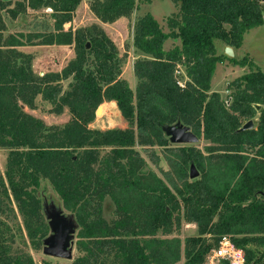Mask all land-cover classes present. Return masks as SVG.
I'll use <instances>...</instances> for the list:
<instances>
[{"label": "trees", "instance_id": "16d2710c", "mask_svg": "<svg viewBox=\"0 0 264 264\" xmlns=\"http://www.w3.org/2000/svg\"><path fill=\"white\" fill-rule=\"evenodd\" d=\"M80 1L0 0V148L7 150L0 216L14 212L15 203L28 237L47 236L36 194L45 178L79 226L80 254L57 264H177L182 257L184 264H203L223 236L243 250L241 264H264V74L242 58L236 62L247 71L227 83V98L211 91L223 60L215 40L240 47L244 33L264 23V0H174L168 32L151 13L137 17L132 44L142 56L133 63L134 89L119 77L118 50L100 26L64 29ZM140 1L151 0H90L88 7L112 23ZM27 8H50L52 30L5 33L2 12L16 19ZM169 38L177 43L165 49ZM71 44L74 57L41 76L32 55L20 50ZM39 95L53 113L66 107L70 120L47 125L23 110L35 109ZM105 101L116 103L125 128L88 127ZM256 116L251 129H240ZM178 121L208 144L170 146L163 128ZM136 146L164 148L167 169L151 168ZM148 157L158 166L157 152ZM191 164L199 172L193 179ZM105 197L114 205L110 221L102 217ZM183 222L194 223L197 234L181 239ZM0 264L34 263L0 243Z\"/></svg>", "mask_w": 264, "mask_h": 264}, {"label": "rangeland", "instance_id": "374dc122", "mask_svg": "<svg viewBox=\"0 0 264 264\" xmlns=\"http://www.w3.org/2000/svg\"><path fill=\"white\" fill-rule=\"evenodd\" d=\"M13 2L14 0H12L11 6H13ZM89 2L90 0H81L74 12L72 21L64 24L63 27L65 29L72 28V30H74L81 27H90L92 24L100 26L113 41L118 50V56L121 59V73L119 77L124 79L129 86L134 89L137 79L133 72V63L137 57L142 56L139 51L135 50L132 44L134 21L137 17L145 13H151L162 26L163 30L168 32L169 28L166 19L177 9L175 1L151 0L149 3H143L140 1L138 3V8L135 9L130 16L121 17L112 23L100 22L89 10ZM2 13L7 28L5 33L52 30V19L50 17L51 11L47 10V8H41L38 10L27 8V10L20 13L16 19L10 18L5 11ZM175 43H177L176 40L169 38L165 41L164 48L169 49L173 47ZM224 46L225 45L221 44L219 40H215L216 52L217 54H223V60L216 64L211 80V91L219 92L223 99L227 98V83L247 71V66H241L236 61H239L242 58L247 61L252 60L264 74V23L244 33L241 46L233 49V56H228L224 53ZM20 50L32 55V68L34 73L38 76L50 71H60L75 54L74 44L33 45L21 47ZM182 69L183 68L181 67L177 75H183ZM69 80L71 79L63 81L64 87L67 86ZM35 104V109H30L25 105H22V108L26 112L42 119L47 125H63L70 120V113L66 107H64L59 114L53 113L50 111L51 104L42 100L40 95L36 97ZM252 120L255 125L257 116ZM126 126L127 123L121 116L116 103L111 101L101 103V113L97 115L95 114V119L88 123L89 128L100 130L112 127L125 128ZM207 144L208 141L204 140L202 137H200L197 143L174 144L170 142V146L195 145L201 149ZM136 149L148 161L151 168L155 169L157 172L159 171L158 167L167 169L166 162L162 155L164 153V148L155 146L152 149L147 150L136 146ZM106 150L107 149H102L101 153L104 154ZM150 150L159 154L160 162L158 166L150 161L148 157V151ZM6 155L7 150L0 148V174L2 175L5 171ZM36 194L40 200V211L43 220L47 225L49 223V219L47 218L48 213L57 211L76 223L73 213L63 207L59 195L55 192L47 179L41 178L40 184L36 189ZM11 207L14 209V212L11 213L7 210L5 214L0 216V243L8 249L10 255L24 253L32 257L34 264H57L71 263L80 254L76 247L79 226H76L74 229L72 237L74 244L71 258L64 259L49 256L43 252L44 240L49 234L44 237L38 236L32 241L27 235L23 218L17 211L15 203H13ZM102 217L107 221L114 218V205L109 197H105L102 202ZM177 234L181 239H184L187 236L196 235L197 227L194 223L183 222ZM211 256L212 255L209 254L203 264H221L222 259L215 257L212 258ZM184 261L185 258L182 257L177 264H184Z\"/></svg>", "mask_w": 264, "mask_h": 264}, {"label": "water", "instance_id": "95a60500", "mask_svg": "<svg viewBox=\"0 0 264 264\" xmlns=\"http://www.w3.org/2000/svg\"><path fill=\"white\" fill-rule=\"evenodd\" d=\"M89 47V43L86 44ZM224 53L228 56H233V50L230 46H224ZM256 109L260 108V105H254ZM101 113V104L95 111V114ZM253 127V121L248 120L242 125L240 129H251ZM165 135L169 138V142L174 144H186V143H197L199 137L194 134L190 127L181 123L180 121L172 125L164 126L163 128ZM199 172L196 167L191 164L189 170V177L191 179L196 178ZM74 215V214H73ZM47 218L49 219L48 225L50 226L51 233L44 240L43 252L46 255L69 259L72 256L73 244L72 237L74 229L78 226V223L69 220L66 216L57 212H49Z\"/></svg>", "mask_w": 264, "mask_h": 264}, {"label": "built area", "instance_id": "2783aa9c", "mask_svg": "<svg viewBox=\"0 0 264 264\" xmlns=\"http://www.w3.org/2000/svg\"><path fill=\"white\" fill-rule=\"evenodd\" d=\"M47 10L51 11L50 8H47ZM226 102L229 103L228 100ZM210 255H212V258L225 259L231 264H241L244 261L243 250L235 247L228 236L221 237L219 245L212 250Z\"/></svg>", "mask_w": 264, "mask_h": 264}, {"label": "crops", "instance_id": "0c3cea01", "mask_svg": "<svg viewBox=\"0 0 264 264\" xmlns=\"http://www.w3.org/2000/svg\"><path fill=\"white\" fill-rule=\"evenodd\" d=\"M67 23H70V22H67ZM67 23H65V24H67ZM65 29V28H64ZM65 30H67V29H65ZM234 48H232V50H233ZM106 102H108V101H106ZM111 102H114V101H111Z\"/></svg>", "mask_w": 264, "mask_h": 264}, {"label": "flooded vegetation", "instance_id": "af4514ba", "mask_svg": "<svg viewBox=\"0 0 264 264\" xmlns=\"http://www.w3.org/2000/svg\"><path fill=\"white\" fill-rule=\"evenodd\" d=\"M49 231H50V232H49L48 234H50V233H51L50 226H49Z\"/></svg>", "mask_w": 264, "mask_h": 264}]
</instances>
